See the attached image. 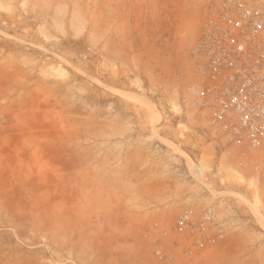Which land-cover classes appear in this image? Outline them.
I'll list each match as a JSON object with an SVG mask.
<instances>
[{
	"label": "rangeland",
	"instance_id": "1",
	"mask_svg": "<svg viewBox=\"0 0 264 264\" xmlns=\"http://www.w3.org/2000/svg\"><path fill=\"white\" fill-rule=\"evenodd\" d=\"M209 1L0 0V264H264V153L187 92Z\"/></svg>",
	"mask_w": 264,
	"mask_h": 264
},
{
	"label": "built area",
	"instance_id": "2",
	"mask_svg": "<svg viewBox=\"0 0 264 264\" xmlns=\"http://www.w3.org/2000/svg\"><path fill=\"white\" fill-rule=\"evenodd\" d=\"M205 11L190 54L201 83L187 92L225 144L264 153V0H210Z\"/></svg>",
	"mask_w": 264,
	"mask_h": 264
},
{
	"label": "crops",
	"instance_id": "3",
	"mask_svg": "<svg viewBox=\"0 0 264 264\" xmlns=\"http://www.w3.org/2000/svg\"><path fill=\"white\" fill-rule=\"evenodd\" d=\"M149 1L150 0H127V14L146 15L153 13L155 10L156 14H180L185 13L188 7V3H191L193 5V0H179L181 1V3L176 6L171 5V3H169V0H160V3L157 4L154 9H151V6L148 3ZM132 5H134V8L132 7ZM209 232L211 234V228H209ZM238 237L240 238L241 236ZM231 238V235L226 236L225 239L220 244H218L217 249L220 251L222 250L223 252L226 251L238 255L240 253L247 252V250L251 248L250 244H243L242 242L238 241V238L237 241L234 242Z\"/></svg>",
	"mask_w": 264,
	"mask_h": 264
}]
</instances>
